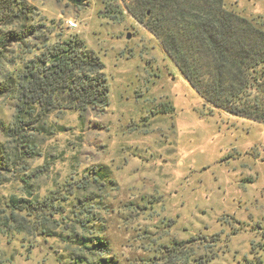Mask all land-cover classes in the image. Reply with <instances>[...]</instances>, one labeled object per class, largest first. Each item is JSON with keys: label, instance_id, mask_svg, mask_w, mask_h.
Returning <instances> with one entry per match:
<instances>
[{"label": "rangeland", "instance_id": "obj_1", "mask_svg": "<svg viewBox=\"0 0 264 264\" xmlns=\"http://www.w3.org/2000/svg\"><path fill=\"white\" fill-rule=\"evenodd\" d=\"M26 1L55 34L80 38L100 57L110 87L107 109L88 111L82 120L56 111L29 132L40 148L29 169L48 168L38 195L63 196L70 179L106 167L113 184L99 194L96 212L119 264H181L184 256L189 264L193 258L264 264V126L210 113L158 40L122 8L111 21L99 0ZM223 2L264 22V0ZM13 114V105L0 100L4 125ZM0 140L6 142L1 134ZM18 171L0 173V210L12 195L27 198ZM72 210L65 206L63 222L49 223L56 234ZM89 232L77 231L90 238ZM69 254L58 237L44 239L30 229L0 233V264H69Z\"/></svg>", "mask_w": 264, "mask_h": 264}, {"label": "trees", "instance_id": "obj_2", "mask_svg": "<svg viewBox=\"0 0 264 264\" xmlns=\"http://www.w3.org/2000/svg\"><path fill=\"white\" fill-rule=\"evenodd\" d=\"M99 2L105 18L118 20L122 8L158 40L210 113L214 110L264 126V22L228 10L223 0ZM104 69L83 40L55 34L26 0H0V100L14 108L11 125L0 119V134L6 138L0 140V173L19 169L27 197H9L5 210H0V233L26 234L30 229L44 239L58 237L71 249L69 264H119L105 238L107 226L96 212L99 194L113 184L110 171L93 168L82 177L85 181L70 179L63 185V196L57 198L55 192L39 196L38 180L48 168L29 169L28 162L40 155L29 132L56 111L74 112L82 120L88 111L107 109L110 87ZM161 113H168L166 107ZM92 186L98 192H90ZM67 205L73 210L56 234L49 223H57L55 217L61 219ZM77 231H90L91 237ZM181 260L189 264L187 256ZM208 261L193 258L192 263Z\"/></svg>", "mask_w": 264, "mask_h": 264}, {"label": "built area", "instance_id": "obj_3", "mask_svg": "<svg viewBox=\"0 0 264 264\" xmlns=\"http://www.w3.org/2000/svg\"><path fill=\"white\" fill-rule=\"evenodd\" d=\"M66 25H67V27L69 28V29H71V30H73V29H75L76 27H77V25H76V23L75 22H73V21H67L66 22Z\"/></svg>", "mask_w": 264, "mask_h": 264}, {"label": "water", "instance_id": "obj_4", "mask_svg": "<svg viewBox=\"0 0 264 264\" xmlns=\"http://www.w3.org/2000/svg\"><path fill=\"white\" fill-rule=\"evenodd\" d=\"M129 38H130V36H129V35H127V36H126V39H127V40H129Z\"/></svg>", "mask_w": 264, "mask_h": 264}]
</instances>
